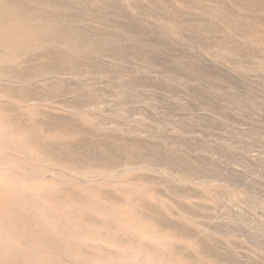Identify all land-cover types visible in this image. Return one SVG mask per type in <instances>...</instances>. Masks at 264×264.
Returning <instances> with one entry per match:
<instances>
[{
	"label": "rangeland",
	"instance_id": "obj_1",
	"mask_svg": "<svg viewBox=\"0 0 264 264\" xmlns=\"http://www.w3.org/2000/svg\"><path fill=\"white\" fill-rule=\"evenodd\" d=\"M0 264H264V0H0Z\"/></svg>",
	"mask_w": 264,
	"mask_h": 264
}]
</instances>
